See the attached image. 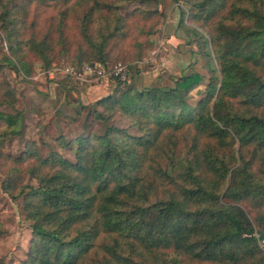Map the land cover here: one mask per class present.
<instances>
[{
  "label": "trees",
  "instance_id": "1",
  "mask_svg": "<svg viewBox=\"0 0 264 264\" xmlns=\"http://www.w3.org/2000/svg\"><path fill=\"white\" fill-rule=\"evenodd\" d=\"M132 1L140 7L123 14ZM186 1L202 29L189 30L207 72L104 96V111H93L103 132L56 139L74 159L57 149L15 156L0 148L2 188L23 197L32 222L25 264H264V0ZM163 2L0 0V21L11 47L22 46L24 68L30 56L59 64L58 48L82 67L141 58L139 35L155 32ZM1 61L16 67L9 55ZM16 101L0 64V147L20 132L19 116L1 110ZM118 112L141 135L107 125Z\"/></svg>",
  "mask_w": 264,
  "mask_h": 264
},
{
  "label": "rangeland",
  "instance_id": "2",
  "mask_svg": "<svg viewBox=\"0 0 264 264\" xmlns=\"http://www.w3.org/2000/svg\"><path fill=\"white\" fill-rule=\"evenodd\" d=\"M22 1L24 0H16V3ZM139 7L138 1H132L122 9V12L127 15L128 12ZM191 7V2L186 0H165L159 7L162 10V16L154 21L157 22L155 32L149 36L139 35L145 46L142 57L127 61L115 58L110 61L129 64L131 68L129 83L93 77L80 84L70 77L62 79V73L50 78L49 70L54 66L47 68L46 63L36 56L25 58L24 63L28 67L24 68L19 60L21 55H24L19 50L22 46H19V49L11 47L8 38L10 31H6L0 21V64L3 65L4 74L17 96L14 107L4 105L1 110L19 116L20 120L17 124L20 132L13 134L3 143L0 147L3 152L20 156L29 149H37L43 156H47L50 149H57L74 159L70 153L59 147L56 139L64 136L71 140L76 134L91 131L103 132L105 125L94 119L93 111L95 109L104 111L103 107L98 105V101L104 96L125 90L132 84H136L139 88L166 87L171 84L172 76L179 77L184 73H191L194 68L207 72L203 67L204 61L195 41V34L189 30L190 28L202 30L196 20L191 17ZM145 24L149 26L151 22L146 21ZM201 32L209 40L210 51L214 55L210 33L205 30ZM16 38L18 35L14 34L13 40L16 41ZM5 55H9L14 60L16 67H12L9 62L1 61ZM53 56L55 63L60 62L56 65L57 67L76 63L70 53L61 52L59 48L55 50ZM215 65L219 66L216 60ZM198 88L203 94L205 84L201 83ZM193 97L194 99L199 97L197 90L193 91ZM81 104L83 110L79 113L78 107ZM113 123L128 128L136 135H141V132L130 127L129 119L121 112H118L113 121L108 122L107 125ZM4 180L5 175L0 168V225L4 228V233L0 235V261L4 264H25L33 238L32 222L27 218L23 197L13 200L4 192L2 188ZM26 182L35 187L38 186V182L32 178H27ZM245 205L251 216L255 218L258 210L253 209L251 202ZM255 235L258 236V232H255ZM105 238L101 235L97 242ZM259 246L264 251V240L259 242ZM98 247L96 245L95 250ZM98 253H101V250ZM185 264L211 263L187 262Z\"/></svg>",
  "mask_w": 264,
  "mask_h": 264
},
{
  "label": "built area",
  "instance_id": "3",
  "mask_svg": "<svg viewBox=\"0 0 264 264\" xmlns=\"http://www.w3.org/2000/svg\"><path fill=\"white\" fill-rule=\"evenodd\" d=\"M59 73L63 74L62 79L70 77L76 83L80 84L89 81L93 77L106 81L118 80L122 81L123 83L131 82V68L129 64L124 62H96L85 64L82 67H78L75 64H68L63 66L60 65V67H57L55 65L52 69L49 70L50 78H54L55 74Z\"/></svg>",
  "mask_w": 264,
  "mask_h": 264
},
{
  "label": "crops",
  "instance_id": "4",
  "mask_svg": "<svg viewBox=\"0 0 264 264\" xmlns=\"http://www.w3.org/2000/svg\"><path fill=\"white\" fill-rule=\"evenodd\" d=\"M164 71V70H163ZM171 73H177V72H171ZM175 75V74H174ZM181 75V74H180ZM170 76V75H169ZM171 77V76H170ZM177 76H172L170 82L171 84H168L167 86H173L175 84V80L177 79ZM111 93V92H110ZM109 95V94H108Z\"/></svg>",
  "mask_w": 264,
  "mask_h": 264
}]
</instances>
